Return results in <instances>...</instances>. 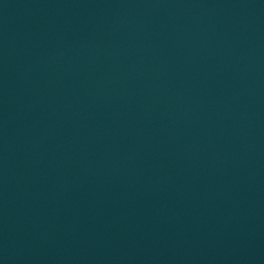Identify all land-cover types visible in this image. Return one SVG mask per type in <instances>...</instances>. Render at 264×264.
I'll list each match as a JSON object with an SVG mask.
<instances>
[{"label":"water","instance_id":"obj_1","mask_svg":"<svg viewBox=\"0 0 264 264\" xmlns=\"http://www.w3.org/2000/svg\"><path fill=\"white\" fill-rule=\"evenodd\" d=\"M0 264H264V0H0Z\"/></svg>","mask_w":264,"mask_h":264}]
</instances>
